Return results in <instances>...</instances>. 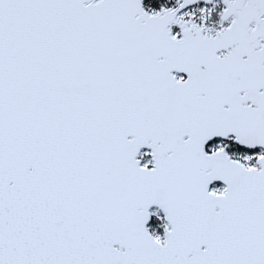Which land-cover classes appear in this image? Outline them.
Returning <instances> with one entry per match:
<instances>
[{
    "label": "snow or ice",
    "instance_id": "6c2138e0",
    "mask_svg": "<svg viewBox=\"0 0 264 264\" xmlns=\"http://www.w3.org/2000/svg\"><path fill=\"white\" fill-rule=\"evenodd\" d=\"M0 264H264V0H0Z\"/></svg>",
    "mask_w": 264,
    "mask_h": 264
}]
</instances>
